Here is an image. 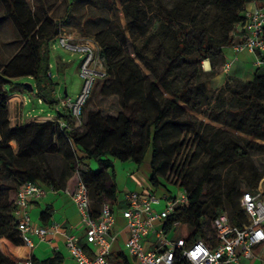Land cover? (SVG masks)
Returning <instances> with one entry per match:
<instances>
[{
  "label": "trees",
  "instance_id": "obj_1",
  "mask_svg": "<svg viewBox=\"0 0 264 264\" xmlns=\"http://www.w3.org/2000/svg\"><path fill=\"white\" fill-rule=\"evenodd\" d=\"M3 1L8 6L7 15L16 27L20 49L9 61L0 63V238L5 236L15 244H23L11 192L17 191L26 181L64 190L79 174L88 188L91 212L97 216L103 202H118L114 159L140 164L150 152L153 192L161 189L163 194L176 195L175 189L162 181L168 165H171L181 180L176 182L178 186L175 187L183 188L188 195L187 202L178 205L166 219V232L173 230L174 223L178 221L179 225L187 228V242L203 239L207 243H215L217 233L211 226L218 214L227 211L232 222L238 226L247 221L241 199L244 192L256 189L264 177V158L258 159L264 154V144L252 139H245L244 144L230 132L219 129L207 143L212 154L203 164L202 172L184 169L187 163L193 165L195 161L185 158L177 163L169 156L171 146L177 152L182 151V122L177 118L185 110L180 102L197 111L201 108L186 87L183 86L179 92L170 90V98L157 85L160 82L167 87L165 76L173 69L206 59L211 61L210 71L215 72L217 62L226 61L223 47L232 45L231 32L242 19L247 0H216L226 9L231 6L237 8L229 18V36L217 45L211 43L213 38L208 33L197 39L190 28L174 25L169 19L174 43L167 54L163 73L159 75L156 67L139 54L150 68L152 80L118 40L101 37L99 40L95 37L100 45V54L107 63V77H114L109 85H102L101 93L104 96H119L122 107L131 109L132 114H107L91 108L90 99L84 107L82 124L78 128L73 126V119L67 110L58 107L60 101L50 89L51 54L46 46L60 33V23L48 16L38 17L26 0ZM20 77L32 79L30 82L38 100L55 107L57 119L11 123L8 100L13 93L12 87L19 84L14 79ZM240 84L243 86L241 89L225 85L239 103L235 110L226 109L235 116L226 125L245 132L253 139L264 140V67H257L253 79ZM21 85L28 88L26 83ZM130 102L137 106L139 112L129 105ZM58 119L66 125L61 127ZM170 138H173L172 143L164 145L163 142L167 143ZM11 141L16 142V148L10 144ZM51 155L59 156L60 162H53ZM50 215V209H47L42 218L45 220ZM260 246L264 243L257 247ZM59 260L60 257L56 256L43 264H58ZM110 260L112 264H131L125 253H112ZM0 264L16 262L0 248ZM175 264L190 263L177 252Z\"/></svg>",
  "mask_w": 264,
  "mask_h": 264
},
{
  "label": "rangeland",
  "instance_id": "obj_2",
  "mask_svg": "<svg viewBox=\"0 0 264 264\" xmlns=\"http://www.w3.org/2000/svg\"><path fill=\"white\" fill-rule=\"evenodd\" d=\"M32 11L40 18L51 17L60 23V31L72 34L73 37H81L82 35L94 36L100 40L101 38H113L123 45L131 57L140 65L145 73L153 79L150 68L145 61L139 56L143 55L149 64L156 67L157 73L161 75L167 65V54L172 49L174 38L171 33L169 19H172L174 25L187 26L194 35L199 39L205 32L208 33L213 40L211 43L217 45L225 42L229 36V18L235 11L234 6L226 9L224 5L216 0H26ZM237 9V8H236ZM8 6L3 0H0V63L9 61L11 53L20 48L18 34L12 18L7 15ZM46 49L51 54V72L52 85L51 93L57 99L63 95L65 86L68 93L75 96L81 89L83 80L79 74L80 56L79 53H73L57 44L56 37L49 40ZM225 55L228 60H232L235 56L232 47L224 46ZM4 54H8L5 56ZM246 53H240L239 60H234L235 66L245 67L251 60H245ZM207 62V61H206ZM217 70L215 72L206 71L204 61L201 63L185 64L181 68L173 69L167 76L165 81L168 86L157 82L162 93L167 97H172L170 90L179 92L184 86L189 90L194 101L200 106V110H194L187 103L181 101L184 112L177 120L182 122V135L184 138L182 151L177 152L176 148L171 146L169 156L171 159L179 163L181 160H194L195 163H187L184 169L202 172L203 164L212 154L208 146L209 139L215 136L216 130H224L230 132L233 136L240 139L246 144L245 139H252L264 144L262 139H253L245 132L239 131L226 125V122L235 118V116L226 111L227 108L235 110L239 104L235 98L231 96L230 90L225 85L230 84L235 88H242L241 82L235 77L233 69L224 72V62H217ZM247 64V65H246ZM212 68V65H211ZM253 75V71H250ZM28 77H20L14 79L19 82L18 85L12 87L13 93L10 94L8 103L10 102L9 114L17 115L19 110L24 113L25 120L45 121L44 117L48 114L54 115L57 109L48 104L40 103L36 90L33 88H25L21 83L30 82ZM114 77L108 76L102 79L95 87L94 94L90 100L91 108L100 109L111 115H118L120 112L127 116L132 114L131 109L123 108L120 98L117 95L104 96L101 88L104 83L109 85ZM203 85V86H202ZM206 91V92H205ZM16 93L25 95L26 103H16V97H20ZM15 97V98H14ZM210 99V101H209ZM136 112L139 109L132 102L129 103ZM22 113V114H23ZM40 118V119H38ZM38 119V120H37ZM49 120V119H48ZM30 121V122H31ZM173 138L163 142L164 145L171 144ZM13 147H17L15 141L10 143ZM264 154L258 156L261 160ZM50 159L60 162V157L51 155ZM120 161V160H118ZM125 162V161H120ZM151 166V162H150ZM168 185L172 186L178 195L182 190L176 189L174 186L181 181L177 174V170L168 165L166 176L162 178ZM178 182V183H176ZM14 190L11 192V200L13 199ZM127 204L122 202V208ZM213 230V224L211 226ZM210 232V234H212ZM187 228L182 225L177 226L169 232L170 238L185 236Z\"/></svg>",
  "mask_w": 264,
  "mask_h": 264
},
{
  "label": "built area",
  "instance_id": "obj_3",
  "mask_svg": "<svg viewBox=\"0 0 264 264\" xmlns=\"http://www.w3.org/2000/svg\"><path fill=\"white\" fill-rule=\"evenodd\" d=\"M231 35L233 37L231 47L236 54L249 51L255 55V65L264 67V0L246 1L242 19L234 25ZM56 41L63 48L79 53L81 59L79 64V74L83 80L81 89L75 96L67 93L58 98L60 101L58 107L67 110L73 119V126L78 128L82 124L84 107L92 98L97 83L108 75L107 63L100 54V45L94 36L73 37L71 34L60 31ZM234 60L224 62L225 72L231 70ZM49 74L52 76V72ZM39 102L42 103V99H39ZM22 113L16 115V124L31 121L25 120ZM34 117H31L32 121ZM48 119L54 120L57 117ZM58 120L61 127L66 125L63 120ZM181 190V195L175 196L128 191L124 193V199L127 201L125 208L119 211L117 203L105 201L102 203L100 213L96 216L91 212L88 188L79 177L76 189L70 194L82 216L86 240L96 247L94 256H90L77 241L76 236L63 229L60 222L53 220L47 226L32 225L30 205L33 200L45 195L47 191L40 183L26 181L19 187L14 199V214L24 244L33 247L35 245L33 235L45 239L48 234L61 232L66 236L67 246L78 264H112L110 256L113 253V241L116 239L113 229L118 212H121L127 220L129 235L126 250L136 259L137 264H175L177 252H180L190 264H237L242 256L252 257L254 248L264 242V185L262 182L256 189L246 191L242 196L247 221L241 226L232 222L227 211L213 219L212 224L217 233L215 243H207L203 239L187 242L185 236L170 238L169 232L165 231L166 219L178 205L187 202V192L183 188ZM174 225L176 228L179 222H175ZM152 234H156V244L153 247H147L146 239ZM20 264L35 263L32 258H27Z\"/></svg>",
  "mask_w": 264,
  "mask_h": 264
},
{
  "label": "crops",
  "instance_id": "obj_4",
  "mask_svg": "<svg viewBox=\"0 0 264 264\" xmlns=\"http://www.w3.org/2000/svg\"><path fill=\"white\" fill-rule=\"evenodd\" d=\"M19 49L20 48H18L15 53ZM233 52L235 53V56L232 60H239V56H237L234 49ZM15 53H11L10 58H12ZM240 53H246L244 56L245 60H251V62L247 63L248 65L246 64L247 66L245 67V71L243 70V67L235 66L234 63L231 70L233 69L235 77L240 82L250 81L254 77V73L253 75H251L250 71L255 72L257 68V66L255 65V55L249 51H243ZM4 55L7 56L8 54ZM226 60H228L227 57ZM206 61L209 62V69L206 68ZM204 63L205 70L210 71L211 61L209 59H206L204 60ZM65 90H68L67 86H65ZM16 94L20 97H16L17 100L15 104H21L22 102L23 104H25V95L21 93ZM21 112L22 110H19L18 114H20ZM55 117H57V113L54 115L48 114V116L44 118L48 119ZM15 118L16 115L10 113V120L13 125L16 124ZM151 159V152L146 155L144 161H142L140 164H137L134 161L130 160L120 162L117 159H114L115 182L118 189L117 208L119 211L122 209V202H125L127 204V201L124 199L125 192H153L154 186L151 182L153 168L152 163L150 166ZM93 167L96 168L97 164H93ZM78 180L79 174L78 177L75 178V180L69 182L67 189L64 190H54L50 186L41 183V185L45 187L47 191L45 195L36 200H33L30 205L32 225L35 227L47 226L53 220H56L61 223V227L63 229L76 236L77 241L84 247V249L90 256H94L96 254V247L86 240L82 216L70 194L76 189ZM261 182L264 185V177ZM175 188L180 189L179 187ZM156 193L163 195L164 191L159 189ZM15 197L16 191L14 192L13 199H15ZM47 209H50L51 215L44 220L42 218V214ZM113 231L116 234V239L112 244L113 254L117 255L119 253H125L129 258L131 264H137L136 259L133 256L129 255L126 250L129 233L127 228V220L121 214V212H118L117 214ZM33 239L35 241V245L33 247H30L24 243L15 244L9 238L4 236L0 238V248L2 252L12 260H14L16 264H20L27 258H32L35 264H43L45 261L55 258L56 256L60 257L58 264H78L67 246L66 236L61 232H58L56 234H48L45 239H41L39 236L33 235ZM156 239V234H152L147 237L146 246L153 247L156 244ZM237 264H264V246L257 247L256 249L254 248V255L250 258L242 256L240 262Z\"/></svg>",
  "mask_w": 264,
  "mask_h": 264
},
{
  "label": "water",
  "instance_id": "obj_5",
  "mask_svg": "<svg viewBox=\"0 0 264 264\" xmlns=\"http://www.w3.org/2000/svg\"><path fill=\"white\" fill-rule=\"evenodd\" d=\"M25 83H26V85L28 86V88L30 90H32L34 88V86H33V84L31 82H25ZM65 94H67V90H65Z\"/></svg>",
  "mask_w": 264,
  "mask_h": 264
},
{
  "label": "bare ground",
  "instance_id": "obj_6",
  "mask_svg": "<svg viewBox=\"0 0 264 264\" xmlns=\"http://www.w3.org/2000/svg\"><path fill=\"white\" fill-rule=\"evenodd\" d=\"M206 68H209V62L208 61L206 62Z\"/></svg>",
  "mask_w": 264,
  "mask_h": 264
}]
</instances>
